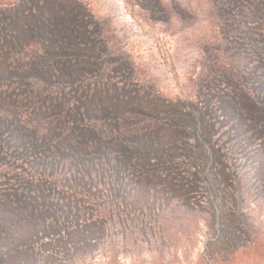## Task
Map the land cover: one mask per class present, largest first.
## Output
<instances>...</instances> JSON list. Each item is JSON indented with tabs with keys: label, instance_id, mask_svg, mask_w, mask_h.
Instances as JSON below:
<instances>
[{
	"label": "rangeland",
	"instance_id": "1",
	"mask_svg": "<svg viewBox=\"0 0 264 264\" xmlns=\"http://www.w3.org/2000/svg\"><path fill=\"white\" fill-rule=\"evenodd\" d=\"M235 17L224 0H0V264H264V59ZM55 36L71 76L24 71ZM98 204L119 223H94Z\"/></svg>",
	"mask_w": 264,
	"mask_h": 264
},
{
	"label": "trees",
	"instance_id": "2",
	"mask_svg": "<svg viewBox=\"0 0 264 264\" xmlns=\"http://www.w3.org/2000/svg\"><path fill=\"white\" fill-rule=\"evenodd\" d=\"M227 3L228 8L233 11V14H238L240 19H237L236 17L233 19L234 24L239 25L241 29L247 28L249 30L248 33L243 35L244 36V44L249 46H246L248 48V54L251 53L249 59L252 56L258 58V60L264 59V8H262L257 2V0H224ZM6 26V25H5ZM257 28L260 32H256V34L253 35L251 33L250 29ZM6 32V27L1 25L0 27V36H3ZM60 36V35H59ZM48 37L45 41L48 42L49 40H56L54 42L53 47L56 49V54L49 55L47 51V47L45 44V41L40 44L41 51H31L32 58L29 59L30 62L25 66L22 67L24 71H27L28 73H44L45 71H53L55 73H59L61 76H71L69 73H67V68L71 61L68 60V57L59 55V51H64L67 53L72 54L71 47L68 45L66 41H64L63 37ZM262 40V41H261ZM258 43H262L261 45ZM19 45H16V50L19 49ZM40 48V47H39ZM40 50V49H39ZM40 52V53H39ZM255 54V55H254ZM48 58H55V59H48ZM62 59V60H61ZM13 68L19 67L20 63L15 60L10 63ZM69 74V75H68ZM43 81V78L41 79ZM30 85H35L34 82L29 83ZM64 100V99H63ZM79 102V101H78ZM76 101L75 104L78 103ZM65 104V101L63 102ZM95 210L102 214L101 219H97L96 222L99 225L106 228V225H109L112 222H118L120 221L119 216V209H112L108 206H102L101 204L96 205ZM78 211V210H77ZM83 212V211H82ZM80 213L81 216H84L86 213ZM106 216V218H104ZM94 217V216H93ZM97 218V217H96ZM74 230V229H73ZM107 230V229H106ZM105 239L108 238L104 236ZM114 239V238H112ZM85 246H90L92 243L86 244L83 243ZM117 254V253H116ZM115 253L111 252L110 255L104 254L103 258L108 259L107 264H112L114 261V258L116 256ZM54 255H50V253L47 256H43L42 262L44 264H50L51 259H53Z\"/></svg>",
	"mask_w": 264,
	"mask_h": 264
}]
</instances>
